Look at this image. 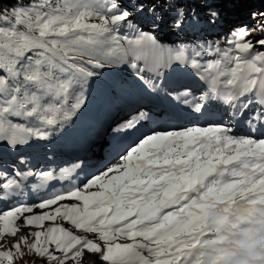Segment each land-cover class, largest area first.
I'll use <instances>...</instances> for the list:
<instances>
[{
	"label": "snow or ice",
	"instance_id": "6c2138e0",
	"mask_svg": "<svg viewBox=\"0 0 264 264\" xmlns=\"http://www.w3.org/2000/svg\"><path fill=\"white\" fill-rule=\"evenodd\" d=\"M0 204V264H264V0H0Z\"/></svg>",
	"mask_w": 264,
	"mask_h": 264
},
{
	"label": "bare ground",
	"instance_id": "6f19581e",
	"mask_svg": "<svg viewBox=\"0 0 264 264\" xmlns=\"http://www.w3.org/2000/svg\"><path fill=\"white\" fill-rule=\"evenodd\" d=\"M110 119L111 118H109V120ZM108 127H109L108 122H103L102 126L98 129V134H94L91 137L90 141L88 142L85 150L80 152V155L82 157H86V161L88 165V169H87L88 172H95L97 168L102 167L113 156L116 155L113 145L111 146L110 144L105 145L103 142H100L99 143L100 147H99V145L97 144V140H101L104 134V130ZM112 127H114V125H112ZM109 130H111V128H109ZM113 143H115L114 139H113ZM102 154H104V156ZM55 187L59 188L61 187V184L59 182H55ZM25 199L26 200L36 199V194L29 191L26 194ZM0 207H4V205L0 204Z\"/></svg>",
	"mask_w": 264,
	"mask_h": 264
},
{
	"label": "rangeland",
	"instance_id": "374dc122",
	"mask_svg": "<svg viewBox=\"0 0 264 264\" xmlns=\"http://www.w3.org/2000/svg\"><path fill=\"white\" fill-rule=\"evenodd\" d=\"M226 15H227V13H226ZM229 19H233L234 17H232V16H229L228 17ZM168 40L169 41H176L178 38L179 39H184V36L183 35H180L179 37L178 36H176V35H169L168 37ZM110 121V120H109ZM108 124H109V122H108ZM107 126V125H106ZM101 142V140H97V144L99 145V143ZM99 147H100V145H99ZM9 240H11L12 238L11 237H9L8 238ZM32 261H33V257L32 256H25V257H23V258H21V259H17L16 260V262H15V264H32Z\"/></svg>",
	"mask_w": 264,
	"mask_h": 264
}]
</instances>
